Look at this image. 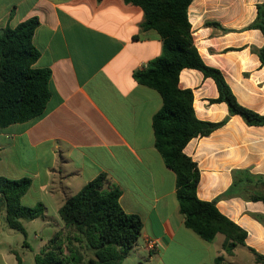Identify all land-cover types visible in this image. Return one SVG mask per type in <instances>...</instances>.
Returning <instances> with one entry per match:
<instances>
[{
	"label": "crops",
	"instance_id": "0c3cea01",
	"mask_svg": "<svg viewBox=\"0 0 264 264\" xmlns=\"http://www.w3.org/2000/svg\"><path fill=\"white\" fill-rule=\"evenodd\" d=\"M264 0H193L188 9L194 44L204 63L219 70L238 102L264 115V64L257 51L264 35L251 25ZM38 18L36 68L51 71L45 113L0 129V176L30 178L22 204L42 203L43 217L25 221L26 235L10 228L0 211V264H35L53 236L65 231L59 211L100 174L122 195L120 204L139 215L142 235L122 264H264V202L226 195L235 171L254 178L241 186L264 194V126L230 115L215 80L196 69L180 73L179 87L194 94L201 121L226 123L185 147L200 171L197 195L246 233L245 246L229 255L225 236L207 242L186 227L176 174L155 146L153 118L163 99L134 74L162 53L156 30H144V11L124 0H0V30ZM259 178H263L259 181ZM35 233L38 242L28 237ZM223 236V238L221 237ZM150 241H157L151 249ZM17 254L21 260L19 262Z\"/></svg>",
	"mask_w": 264,
	"mask_h": 264
},
{
	"label": "trees",
	"instance_id": "16d2710c",
	"mask_svg": "<svg viewBox=\"0 0 264 264\" xmlns=\"http://www.w3.org/2000/svg\"><path fill=\"white\" fill-rule=\"evenodd\" d=\"M144 11L142 29L156 30L163 41L162 53L134 74L138 83L156 90L163 99L153 118L155 146L177 178V197L186 227L207 242L219 234L225 236L223 249L229 255L245 246L247 233L225 217L216 202L198 198L200 171L184 153L196 137L210 135L224 125L201 121L194 110V94L179 87L180 73L196 69L215 80L219 98L227 103L230 115L241 116L250 126H264V115L242 106L222 73L207 66L194 44L188 9L193 0H124ZM257 18L251 25L264 35V3L257 6ZM40 22L31 18L17 27L0 30V129L42 116L51 98V71L35 67L40 51L34 45V33ZM264 64V47L257 51ZM253 182L247 171L234 172V184L226 195L236 194L251 201H263L264 194L251 195L239 184ZM263 178H259V181ZM32 185L30 178L9 179L0 176V211L5 209L7 225L26 235L25 221L44 216L42 203L35 207L22 204ZM121 189L100 174L81 191L70 197L59 211L65 231L59 232L35 257V264H122L138 243L143 230L139 215L127 213L120 204ZM264 224V217L257 216ZM67 249L68 254H66ZM259 262L264 256L258 255ZM83 252L91 254L86 260ZM19 262H21L17 254ZM216 264H229L222 256Z\"/></svg>",
	"mask_w": 264,
	"mask_h": 264
},
{
	"label": "rangeland",
	"instance_id": "374dc122",
	"mask_svg": "<svg viewBox=\"0 0 264 264\" xmlns=\"http://www.w3.org/2000/svg\"><path fill=\"white\" fill-rule=\"evenodd\" d=\"M221 237L223 238V236H221ZM28 241H29L31 244H35L36 242H38V239L35 238V233H32V236H29V237H28ZM65 251H66V254H68L67 249H65ZM83 253H84V255H85V259H86V260L91 256V254H89V253H86V252H83Z\"/></svg>",
	"mask_w": 264,
	"mask_h": 264
},
{
	"label": "built area",
	"instance_id": "2783aa9c",
	"mask_svg": "<svg viewBox=\"0 0 264 264\" xmlns=\"http://www.w3.org/2000/svg\"><path fill=\"white\" fill-rule=\"evenodd\" d=\"M149 246L150 248L153 250V249H156V247L158 246V242L157 241H150L149 242Z\"/></svg>",
	"mask_w": 264,
	"mask_h": 264
}]
</instances>
